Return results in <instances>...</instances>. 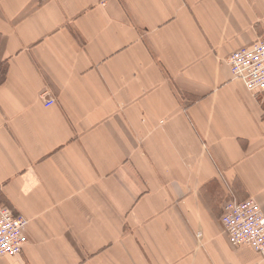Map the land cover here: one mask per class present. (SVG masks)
Wrapping results in <instances>:
<instances>
[{"label":"crops","instance_id":"obj_1","mask_svg":"<svg viewBox=\"0 0 264 264\" xmlns=\"http://www.w3.org/2000/svg\"><path fill=\"white\" fill-rule=\"evenodd\" d=\"M262 36L264 0H0V205L29 219L0 264H264L221 223L264 209V92L227 62Z\"/></svg>","mask_w":264,"mask_h":264},{"label":"built area","instance_id":"obj_2","mask_svg":"<svg viewBox=\"0 0 264 264\" xmlns=\"http://www.w3.org/2000/svg\"><path fill=\"white\" fill-rule=\"evenodd\" d=\"M108 0H98L105 4ZM228 65L236 78L255 95L264 92V36L253 44L233 51L227 58ZM45 106L55 104L50 92L41 95ZM221 223L228 240L235 247L248 246L264 258V209L253 198L244 200L231 198L224 205ZM29 219L15 214L0 205V258L17 256L28 243Z\"/></svg>","mask_w":264,"mask_h":264}]
</instances>
